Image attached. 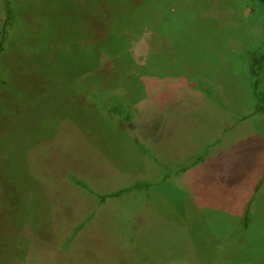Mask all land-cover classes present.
<instances>
[{
    "label": "rangeland",
    "instance_id": "1",
    "mask_svg": "<svg viewBox=\"0 0 264 264\" xmlns=\"http://www.w3.org/2000/svg\"><path fill=\"white\" fill-rule=\"evenodd\" d=\"M6 30L0 264H264V0H10Z\"/></svg>",
    "mask_w": 264,
    "mask_h": 264
},
{
    "label": "trees",
    "instance_id": "2",
    "mask_svg": "<svg viewBox=\"0 0 264 264\" xmlns=\"http://www.w3.org/2000/svg\"><path fill=\"white\" fill-rule=\"evenodd\" d=\"M4 4H5V18H4V22L2 24V30H1V37H0V50H2V44L4 42V39L6 37V33H7V30H6V26H7V22L9 21L10 19V0H4ZM260 62V59L256 60V63L259 64ZM254 73H256V70H254ZM256 82V81H255ZM254 82V84H255ZM255 87V85H254ZM254 114H263L264 115V101H259L256 106H255V109H254ZM77 183L82 186L83 188H85V183H83L82 181L80 180H76ZM131 188V187H127L126 189H123V190H120V192H124V191H128V189ZM259 187H256V190L258 189ZM130 190V189H129ZM111 195L108 194V195H103L101 197H98L101 201H103L106 197H110ZM249 214H250V204L248 203L245 210H244V214H243V222H244V225L247 226L248 222H249Z\"/></svg>",
    "mask_w": 264,
    "mask_h": 264
},
{
    "label": "crops",
    "instance_id": "3",
    "mask_svg": "<svg viewBox=\"0 0 264 264\" xmlns=\"http://www.w3.org/2000/svg\"><path fill=\"white\" fill-rule=\"evenodd\" d=\"M247 204V203H246ZM244 210H245V208H244Z\"/></svg>",
    "mask_w": 264,
    "mask_h": 264
}]
</instances>
